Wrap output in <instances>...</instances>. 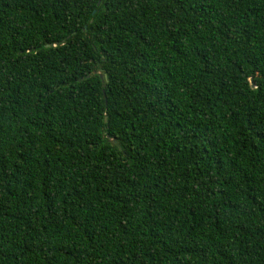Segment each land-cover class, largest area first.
Returning a JSON list of instances; mask_svg holds the SVG:
<instances>
[{
	"label": "trees",
	"instance_id": "1",
	"mask_svg": "<svg viewBox=\"0 0 264 264\" xmlns=\"http://www.w3.org/2000/svg\"><path fill=\"white\" fill-rule=\"evenodd\" d=\"M0 264H264V0H0Z\"/></svg>",
	"mask_w": 264,
	"mask_h": 264
}]
</instances>
